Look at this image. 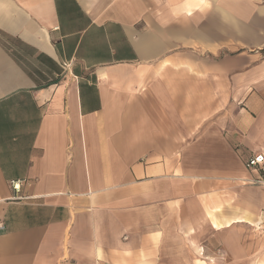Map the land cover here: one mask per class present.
Listing matches in <instances>:
<instances>
[{
	"label": "crops",
	"instance_id": "obj_1",
	"mask_svg": "<svg viewBox=\"0 0 264 264\" xmlns=\"http://www.w3.org/2000/svg\"><path fill=\"white\" fill-rule=\"evenodd\" d=\"M263 149L264 0H0V264L244 254Z\"/></svg>",
	"mask_w": 264,
	"mask_h": 264
},
{
	"label": "rangeland",
	"instance_id": "obj_2",
	"mask_svg": "<svg viewBox=\"0 0 264 264\" xmlns=\"http://www.w3.org/2000/svg\"><path fill=\"white\" fill-rule=\"evenodd\" d=\"M239 230V235L236 231L235 234L244 246V254H241L242 251L228 252L218 237L209 238V235L203 231L202 237L195 243L202 248L203 254H199L197 249L195 254H192L194 241L187 235L186 251L190 254H165L160 264H264V227L249 226Z\"/></svg>",
	"mask_w": 264,
	"mask_h": 264
},
{
	"label": "built area",
	"instance_id": "obj_3",
	"mask_svg": "<svg viewBox=\"0 0 264 264\" xmlns=\"http://www.w3.org/2000/svg\"><path fill=\"white\" fill-rule=\"evenodd\" d=\"M246 166L249 168H256V167H264V149L261 152L255 154L254 156L250 157L247 162ZM260 183H264V179L257 180ZM21 187V182L19 180L12 181V188L16 191H19ZM5 229L4 222L0 219V230ZM66 264H72V262L66 261Z\"/></svg>",
	"mask_w": 264,
	"mask_h": 264
}]
</instances>
